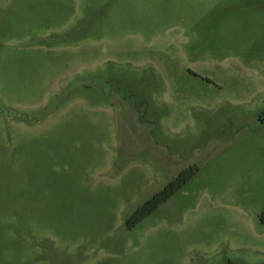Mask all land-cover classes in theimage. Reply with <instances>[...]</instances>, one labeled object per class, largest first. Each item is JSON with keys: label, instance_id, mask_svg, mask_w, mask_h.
Instances as JSON below:
<instances>
[{"label": "rangeland", "instance_id": "obj_1", "mask_svg": "<svg viewBox=\"0 0 264 264\" xmlns=\"http://www.w3.org/2000/svg\"><path fill=\"white\" fill-rule=\"evenodd\" d=\"M263 112L264 0H0V264H264Z\"/></svg>", "mask_w": 264, "mask_h": 264}, {"label": "trees", "instance_id": "obj_2", "mask_svg": "<svg viewBox=\"0 0 264 264\" xmlns=\"http://www.w3.org/2000/svg\"><path fill=\"white\" fill-rule=\"evenodd\" d=\"M264 123V112L261 115ZM198 166L192 165L183 169L178 176L173 178L167 185L159 190L153 197L139 205L134 213L127 219L129 229L137 226L147 216L154 213L164 202L168 201L180 188H182L198 171ZM229 264H233L229 262Z\"/></svg>", "mask_w": 264, "mask_h": 264}]
</instances>
